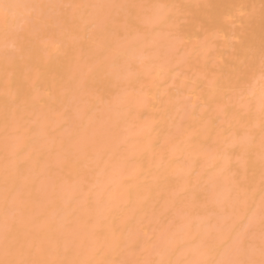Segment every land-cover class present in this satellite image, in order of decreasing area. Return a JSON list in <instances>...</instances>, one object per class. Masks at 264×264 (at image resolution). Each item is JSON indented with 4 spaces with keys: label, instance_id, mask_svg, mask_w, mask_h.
<instances>
[{
    "label": "bare ground",
    "instance_id": "1",
    "mask_svg": "<svg viewBox=\"0 0 264 264\" xmlns=\"http://www.w3.org/2000/svg\"><path fill=\"white\" fill-rule=\"evenodd\" d=\"M0 5V261L259 264L264 0Z\"/></svg>",
    "mask_w": 264,
    "mask_h": 264
},
{
    "label": "snow or ice",
    "instance_id": "2",
    "mask_svg": "<svg viewBox=\"0 0 264 264\" xmlns=\"http://www.w3.org/2000/svg\"><path fill=\"white\" fill-rule=\"evenodd\" d=\"M11 7L10 5H0V8H3L5 11ZM262 74H264V66H262ZM264 115V113H262ZM262 204H264V201H262ZM264 222V221H262ZM7 227L5 229L4 238L7 240ZM246 246V241L243 238H237L235 241H232L227 248L226 255L229 257L227 259H224L219 262V264H256L255 261L252 260H240L235 258L236 256L241 253ZM261 256L262 259L259 261V264H264V234L261 236ZM0 264H35V262L31 261H14V260H3L0 261ZM196 264H216V262H209L206 260H201L196 262Z\"/></svg>",
    "mask_w": 264,
    "mask_h": 264
}]
</instances>
